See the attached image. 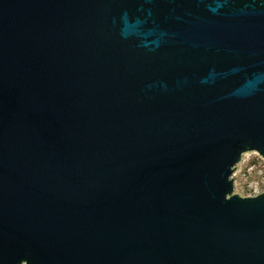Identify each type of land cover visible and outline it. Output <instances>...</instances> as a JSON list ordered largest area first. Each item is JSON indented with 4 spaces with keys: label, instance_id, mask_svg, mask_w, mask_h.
Wrapping results in <instances>:
<instances>
[{
    "label": "water",
    "instance_id": "95a60500",
    "mask_svg": "<svg viewBox=\"0 0 264 264\" xmlns=\"http://www.w3.org/2000/svg\"><path fill=\"white\" fill-rule=\"evenodd\" d=\"M264 0H0V264H264Z\"/></svg>",
    "mask_w": 264,
    "mask_h": 264
},
{
    "label": "rangeland",
    "instance_id": "374dc122",
    "mask_svg": "<svg viewBox=\"0 0 264 264\" xmlns=\"http://www.w3.org/2000/svg\"><path fill=\"white\" fill-rule=\"evenodd\" d=\"M234 175L236 193L253 196L264 191V160L257 155L246 154Z\"/></svg>",
    "mask_w": 264,
    "mask_h": 264
},
{
    "label": "built area",
    "instance_id": "2783aa9c",
    "mask_svg": "<svg viewBox=\"0 0 264 264\" xmlns=\"http://www.w3.org/2000/svg\"><path fill=\"white\" fill-rule=\"evenodd\" d=\"M261 159V158H260Z\"/></svg>",
    "mask_w": 264,
    "mask_h": 264
}]
</instances>
